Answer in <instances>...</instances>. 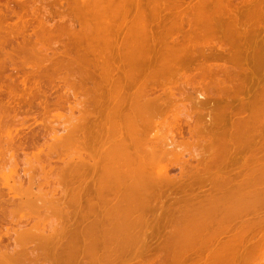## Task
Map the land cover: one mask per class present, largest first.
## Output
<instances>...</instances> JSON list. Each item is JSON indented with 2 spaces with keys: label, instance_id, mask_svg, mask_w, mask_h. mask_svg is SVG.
<instances>
[{
  "label": "rangeland",
  "instance_id": "374dc122",
  "mask_svg": "<svg viewBox=\"0 0 264 264\" xmlns=\"http://www.w3.org/2000/svg\"><path fill=\"white\" fill-rule=\"evenodd\" d=\"M130 1L131 5L139 3V6L140 4L141 6L144 4L146 8L148 6L145 15L155 17L154 20L153 17H147L144 36L148 41V46H145V49L148 50V55L150 54L148 58L151 61L150 69L145 66L146 68L141 70L140 77L144 80L142 78L139 80L141 79L144 86L139 85L140 81L138 80V86L142 87L145 92L151 93L146 94L145 99L146 97L150 98L148 97L150 95L153 102L150 103L151 109L148 104L149 107H144V109L150 110L146 109L147 114L145 113L147 115L145 118L149 121H147V125L144 124L146 120L144 119V122L142 119V126L138 131V133L141 131L139 139H145L143 136L150 132L149 135L152 138L146 137L149 140L165 141V144H169V146L166 145L165 148L161 147L160 150L155 151L154 149L150 150L148 139L145 143L146 147H149L147 150L145 149L147 158H154L152 161L157 165L155 166L152 161L149 164L154 167L159 166L149 172L153 174L156 172L155 174H159L160 177L150 189L152 195L149 201L154 210L144 214L150 225V232L146 231L140 242L144 243V247L132 259L131 264H167L166 255L173 250L168 245L170 236L176 231L181 232L182 228L189 224L195 225V228L197 227L198 231H201L199 237H197L199 232L196 229L194 231V237H196L192 245L194 258L190 264H208L210 263V250L206 245H210L212 178L214 176L237 175L240 170H243L244 173L248 172L250 165L255 164L258 160L261 161L264 156L262 155L264 153V0H219L223 3V7H221L222 3L219 2L220 6L217 0H213L212 3V0H152L149 3V0L143 1L144 3L141 0ZM95 2L96 0H0V129H4L0 130V154L4 153L0 156V194L4 196L2 195L0 198L6 201L5 198L11 196L10 200L13 203L19 200L17 206H20L21 203L20 207L15 206L16 209L19 210L21 207L23 209V211L15 213L12 202L9 201L7 204V201L4 202L2 199L1 204L6 207L0 209V218L6 221L2 222L5 225L0 227L3 230L2 233L0 231V239L2 238L3 245L7 242L8 244L12 243L11 247L7 246L13 247L11 250L3 249L7 251L4 253L6 252L8 256H10L9 254L12 256V253L13 255L19 253L20 248L30 246L28 250L31 249V254L27 252L28 256L25 250L20 251V256L23 253L26 255V257L24 254L20 257L24 256L20 261L18 260L20 264H24V259L27 257L25 264H41V262L44 264L46 262L44 259L48 264L49 260L39 252V249H35L39 250V256L36 255L37 252L32 254V249H34V245H31L32 241L21 244V246L13 245L12 239L8 240L7 235L3 234L6 232L4 230L9 229V226L10 229L13 228L10 238L14 237L13 240L16 238L14 228L18 229V226L16 224L13 226L14 218L22 220L21 224L16 221L18 225H22V228L17 231L20 235L24 232L22 230L24 225L29 230L28 226L31 227L35 220L37 221L36 225L31 228L38 227L39 222V227L45 228L41 229V232L46 231L50 234L56 229L60 232L59 229H62V225L63 227L66 225L63 224L67 220L63 221L66 214L61 206H59L60 212L57 211V206L54 204L52 207L50 199L57 201L59 198H56L62 195L59 202H63L65 195L62 194V191L65 190L64 188L67 189V194L68 191L71 194L70 174L76 170L69 171L67 166L73 163L72 161L78 163L81 158L88 160L91 155L90 145L95 142V137H100V135L104 137L105 132L109 134L108 130H104V126L107 127V125L103 124L104 113H107V110L103 109L107 108L108 86L105 85L103 74H101L102 67L108 71L111 69L109 72L112 74L116 70L113 74L115 77L116 74L123 72V69L125 70L124 60L116 59L115 56L119 53H116L118 47V50L121 51L122 43L120 46L118 45L120 40L123 42L122 37L126 33V37L128 36L127 26L122 28L121 23L123 22L122 25L128 23L129 27L131 22L128 20L132 21L131 18L135 12L132 10L125 16L126 18L122 17L117 21L120 27H116L122 29L113 27L117 31L120 30L119 33L116 31L114 33L115 39H118L116 41L113 39L114 37L112 38V34L108 35V38L110 36L108 43H110L106 46L109 48L105 49L106 53L100 47L97 33L94 32L97 30L94 18L98 12L97 8L95 9L97 12H94V8H92L95 6H92ZM216 2V6L219 7L215 6ZM259 4L261 7L256 6ZM212 5L218 13L213 8L211 10ZM220 7L224 9L222 10ZM92 13L94 14L92 15ZM214 16L215 19H213ZM114 25L116 22L112 26ZM114 42H118V44L115 45ZM108 45L112 47L110 48ZM172 53L178 55L179 59L169 56L173 59L172 62L170 59L168 60L171 65L168 67L169 70L166 71L167 68L162 66V70L165 69L162 71L163 74L157 72L160 66V56ZM155 54L156 56H154ZM153 58H155L154 62ZM152 65L158 74L154 73ZM21 81H24L23 84ZM11 84L13 88L10 87ZM138 86L130 89L133 90L132 92H136L137 89H140ZM26 87L27 89H25ZM130 89L127 90L128 94H132ZM9 90L17 95L13 98L10 97L12 94ZM153 93L161 98L169 96V99L162 98V102L164 101L165 104L160 101L162 105L156 108L161 98H157V101L156 97L153 98ZM28 94L30 95L28 96ZM169 94H172L171 97ZM7 100H10L11 103L9 104ZM153 103L156 107L153 106ZM9 105H12L13 108ZM7 107L9 110L6 111ZM24 107L25 109L29 108L27 112ZM15 110L17 111L14 113ZM3 113L5 115L10 113V115L7 117ZM34 117L35 119H33ZM23 118L24 120L27 118L29 121L26 119L25 124ZM100 119H102V124H100ZM151 119H153L155 127H159L158 129L154 127V131V128L150 127ZM11 120L13 126L9 124ZM159 121L160 124H158ZM96 123L100 128L96 126ZM189 124L192 126L191 132ZM4 125H8L7 128L10 130L8 131ZM101 126L103 134L99 133ZM149 127L152 132L148 131ZM180 131H182V136ZM12 134L15 136H11ZM88 136L89 138H87ZM6 137L8 140L12 137V141L4 139ZM13 137H17L15 144ZM97 137V143L93 144L94 147H98L97 144L101 140V137ZM3 140L13 142V149H11L12 144L9 145V143L7 144L10 148L5 147L6 143L2 142ZM20 140L23 142L25 140V142ZM145 140L140 143L143 145ZM84 142L87 144L89 142L88 147ZM31 143H34L32 146L35 148H31ZM24 144L26 148L22 146ZM105 146L104 144L100 148V152L104 151L109 144ZM87 150L90 152L89 155H87ZM9 162L11 163L9 164ZM3 165H8L7 169H4ZM55 173H59L56 174L58 178ZM24 184L25 188H22ZM29 185L33 189L32 191L27 188L30 187ZM14 187L22 188L23 192L15 193L17 188L13 190ZM28 189L30 192L27 194ZM53 189L54 191L57 189L56 192ZM61 189L62 191H59ZM11 191L13 192L11 193ZM24 192L25 195H23ZM49 192L54 193L56 198L52 197V194H47ZM28 195L31 196L30 199L25 198ZM68 197L71 198L67 195L66 200L64 199L65 203L68 202ZM21 199L22 202L30 203V207L27 206L28 204L24 206L25 202L22 203ZM30 200L32 201L30 202ZM6 204L8 206L11 204L14 211L13 214L9 213L10 216L6 211ZM11 208L9 207V212L12 213ZM25 215L28 217V222ZM32 216H34L33 219ZM8 217H10L11 225L8 223ZM29 217L32 220H29ZM158 220L160 223L156 224ZM2 224L0 221V225ZM26 229L24 228L25 231ZM20 230L22 231L20 232ZM36 232L40 231L36 228ZM203 233L204 237H202ZM15 246L18 248H14ZM11 251L14 252L11 253ZM29 256L40 259L36 261L33 258L30 259ZM259 258L260 256L256 257L260 262ZM187 261V257L179 259L181 264H188ZM10 263L19 264L15 263V260ZM0 264L2 263L0 262Z\"/></svg>",
  "mask_w": 264,
  "mask_h": 264
},
{
  "label": "bare ground",
  "instance_id": "6f19581e",
  "mask_svg": "<svg viewBox=\"0 0 264 264\" xmlns=\"http://www.w3.org/2000/svg\"><path fill=\"white\" fill-rule=\"evenodd\" d=\"M141 1H142V3H144L143 1H145V0H141ZM151 1L152 0H149L148 3ZM221 1H224V0H221ZM221 1L217 0L218 3ZM212 2H213V0L211 1V3ZM217 2L215 3V6H216ZM145 3H147V2H145ZM131 4H132V2L130 0H96L95 4H92V6L95 5L92 7V8H94V12L95 11L97 12V10H98L96 16L94 15L95 16L94 22L97 24V25L95 24L96 25L95 29H97V30L94 32L97 33L98 40H99L98 43H99L100 47H102V49L105 52H106L105 49H109V48H106L107 44L110 43V42L108 43V41H109L108 39L110 38V36L108 38V35L112 34V38H113L115 31L116 32L120 31V30L117 31L115 28L122 29L124 26H125V28L127 26L128 36L126 37L127 33L125 34V32H124L125 36L122 37L123 42H121V40H120V44H118V42H116L119 46L122 43V45H121L122 47L120 46L121 51L118 50L119 47L117 48L116 53H118V52L119 53L117 56H115L116 59L119 58L122 61L124 60L123 62H125V66L124 65L123 66L125 67V70L123 68H119V69H123L122 70L123 72L118 73V75L116 74V77H115L113 74L116 72V70L112 74V72H109V71H111V69L108 71L107 69L102 67V73L101 74H103V80L105 82V85L108 86V88H107L108 97L106 100L107 101L106 102L107 108L103 109L104 111L107 110V113H104L105 115L103 117V119H104L103 124L107 125V127L104 126L105 128H107V129L104 128V130H106V131L108 130L109 134H107V132L104 133L102 130L103 128L101 126V130L99 131V133H101V134L104 133L105 138L100 135L101 140H99L100 142H98V144H97L98 147H96V146L94 147L93 144L97 143L96 142L97 136L95 135L96 136L95 137L96 143L93 142L92 145H90L91 146L90 147L91 148V150H90L91 155H89L90 152L87 150V153H88L87 155L90 156V157L87 156V157H89V159L85 160L84 158H81V160H79L78 163H77V161H72L73 163L70 162L71 164H69L67 166L69 171H72L73 169L76 171L73 172L72 174H70L71 179L69 177V179L71 181V186H70L71 187V191H70L71 194L69 193V191L67 194L66 188H64L65 189L64 191H62V189L59 190V191L63 192V193L59 192L60 194L62 193L65 195V198H63V202L62 201L59 202L60 197L62 195L60 197L58 196L56 198V196L53 195L54 193H50V192L47 193V194H52V197L54 196L56 199L59 198L57 201L55 199L54 200L50 199V202H51L50 204L52 205V207L57 206V211L59 210V212L61 211V209H64V211L63 210L62 211L66 214V217L64 218L63 221H65V219L68 220V217H69V220L68 221L66 220V223H63V224H66V225H64V227L62 224H60V225H62V229L61 228L59 229L60 232L58 231V229H56L58 232L55 230L56 232L52 231L49 234L48 231H47L48 233H46V231L41 232L45 228H43V229L40 228L39 222L37 224L39 228L38 227H36V228L40 232H36V228L35 229L31 228L33 225L35 227V225H36L35 223L37 222L34 218V220H35L34 224L32 223L33 225H31V227L27 225L30 229L28 228L29 230H27L26 225H24L25 227L24 226L23 227L26 229V231L23 228L22 230L24 232H23V234L21 233V235H20V233L17 231L19 228H22V225H20L22 220L21 219L17 220V219L13 218V223H14L13 226H15V224L18 226V229L16 227L17 230L14 228V233L16 234L15 235L16 238L14 239L15 241L13 240L14 237L10 238V235L13 233V230H12L13 228L10 229V226H9L8 227L9 229L4 230L6 232L3 233V234L7 235L6 238H8V240L12 239L11 242H13V245L15 244L16 246H19V245L21 246V244L23 245L25 243L32 241L33 244H31V245H34V249H32V251L34 253L32 252V254H35L37 252L36 255L39 256L38 251L40 250L39 252H41L49 260L48 264H131L132 259L135 258L136 255L139 254L141 252V249L144 247V243H140V242H141L142 238L145 236L146 231L150 232L149 231L150 225L148 223V220L145 218L144 214H146L149 211L154 210L151 207V204L149 201V198L152 195V193L150 192V189L153 186V184L156 182L157 178L160 177V175L155 174L156 172L154 174L150 173L149 171L154 169V168H158L159 166L154 167L153 165L149 164L150 161L154 160V158L152 159L149 157L150 159H148L147 158V152H145V149L147 150L149 148V147H146L145 143L147 142V139L149 140V138H146V137H151L149 135L150 132L147 133V135H149V136H147V135L143 136V137H145L146 140L144 138H143V140H140L139 139V133L141 131L138 133L140 127L142 126V124H141L142 119L146 120L145 117H147L146 109L148 110V108L144 109V107H147L149 105L150 107L149 106L148 107L151 109L152 105H150V103L153 102V99H151L152 97L150 95H148V97H150V98L146 97V99H145V95L148 93L149 94H151V93L145 92L142 89V87L138 86L139 83H140L139 85H143L141 83V79L139 80V78H142V77H140V75H141L140 73H142L141 70H143V68L145 66L149 67L150 62H151L150 59H148L150 54L148 55L149 52H148V50L145 49V46H148V41L144 37L145 32H146V28H147V17L149 15H145L146 10H148L147 5H145V6H147V8H146V7H144V4L142 6H141V4L139 6V3L136 4L137 6L131 5ZM86 5H88V4H86ZM219 5H220V3H219ZM221 5L220 6L223 7V3ZM213 6L214 5H212L211 10H212ZM256 6L261 7L260 4L256 5ZM96 8H97V10H95ZM260 9H262V8H260ZM132 10H134L135 13L134 12H133L134 14L132 13L133 14L132 15L133 17L131 18L132 21L128 20V22H131L130 26L128 27V25H129L128 23H127V25L126 24L122 25V23H123L122 22L121 23L122 28L116 27V26H119V23H117V21L120 18L127 16L129 14V12ZM214 10L216 11V9H214ZM213 12L214 11H212V13ZM257 12H258V10H257ZM216 13H218V12L216 11ZM93 14L94 13H92V15ZM215 16L213 17V19H215ZM151 17H153V20L155 19V17L153 15L149 16V18H151ZM151 20H150V22H151ZM115 22H116V25L112 26L113 23H115ZM216 22H218V21H216ZM253 22H254V20H253ZM113 27H115V28H113ZM123 30L126 31L125 29H123ZM121 33H122V30H121ZM113 39H115V37ZM116 39H118V38H116ZM116 43H115V45H116ZM109 46L110 45H108V47ZM111 47L112 46H110V48ZM112 54H114V52H112ZM154 56H156V54ZM169 56H172L173 58L179 59L178 55L176 56L174 53H172L171 55L170 54L161 55L160 56L161 58H160L159 71L157 69V72H159L160 74H163L162 71L165 70V69L162 70V66H164L163 68H167L166 71L169 70L168 67H170L171 65H169L170 61L168 62V60L170 59L171 62L173 60ZM104 57H105V55H104ZM155 58H153V62H154ZM177 59H175V60H177ZM161 61H162V63H161ZM112 62H114V61H112ZM114 63L116 64V62H114ZM160 67H161V70H160ZM153 68H154L153 69L154 73H156L154 66H153ZM171 68H173V67H171ZM149 69H150V67H149ZM147 70H148V68H147ZM144 71H145V69H144ZM117 72H118V70H117ZM144 74L145 73L143 72V75ZM156 74H158V73H156ZM26 76H28V75H26ZM25 80H27V79H25ZM138 80L140 81L139 83H138ZM23 82H22V84H23ZM13 85H14V83H13ZM8 86H10V85H8ZM8 86L6 87L7 89H8ZM134 86H138V87H140V89L138 90L137 89L138 87H137L136 92H132L133 91L132 89ZM10 87L13 88L12 84ZM130 88H132V89H130ZM25 89H27V87ZM128 89L131 90L132 94H128V91H127ZM147 90H148V88H147ZM29 91H30V89H29ZM5 93H6V91H5ZM10 93H11V91H10ZM10 93L8 94V92H7L8 95H10ZM167 93H169V92H167ZM11 94L12 95H10V97L12 96V98H13V96L15 97L17 95V94L14 95L13 92ZM172 94H174V93L172 92ZM172 94H169L170 97ZM29 95L30 94H28V96ZM155 97H156V100H157V98L158 99L161 98L160 96H156V94H154L153 98L155 99ZM166 97H164V98L169 99V96L167 98ZM172 97H173V101H174V98H175L174 95ZM32 98H35V97H32ZM162 98L159 100V102L160 101L162 102ZM128 99H129V102H127ZM14 101H15V98H14ZM143 101H144V103H143ZM7 102H9V104L11 103L10 100L9 101L7 100ZM161 102L158 105L156 102L157 107L155 106L154 103H153L154 104L153 106L158 108V106H160V105H162V103H164V101L162 103ZM17 104H18V102H17ZM4 105H5V103H4ZM6 105H7V103H6ZM9 106L12 107V105H9ZM163 106H161V107H163ZM3 107H5V106H3ZM19 107H18V109L21 111V109ZM27 107H29V106H27ZM24 109H25V107H24ZM28 109L29 108L25 109V111L27 112ZM163 109H164V107H163ZM7 110H9L8 107H7L6 111ZM10 110H11V108H10ZM16 111L17 110H15L14 113ZM33 111H35V110H33ZM148 111H150V110H148ZM159 111H161V110L159 109ZM159 111H157V112H159ZM165 111H167V110H165ZM157 112H156V114H157ZM161 112L163 113V111H161ZM10 113L8 115H5L4 113L3 114L8 117L10 115ZM12 113H13V111H12ZM16 116H17V113H16ZM29 116H30V114H29ZM37 116H36V118H37ZM40 116H41V114H40ZM1 117H3V115ZM19 118H21V117H19ZM33 119H35V117ZM147 119H149V118H147ZM25 120L23 118V123L26 124V122H24ZM42 120H44V119H42ZM100 120H101L100 124H102V119H100ZM145 120H144V122H145ZM151 120H152L151 121L152 124L150 123L151 124L150 127L152 129L155 127V125H154L153 119H151ZM27 121H29V120L27 119ZM147 121H149V120H146V123H144V124L148 125ZM17 123H19V122L17 121ZM9 124H12V120H11V123L9 122ZM108 124H109V126H108ZM158 124H160V121ZM13 125L14 124H12V126ZM4 126H6V125H4ZM4 126H3V128H4ZM7 126L5 128H7ZM15 126H16V124H15ZM96 126H98V124ZM150 127H149L148 131H151ZM188 127L190 128L189 131L191 132L192 126L189 124ZM155 128L153 129V131L155 130ZM158 128H156V129H158ZM180 129L182 130V127H180ZM0 130L3 131L4 129H0ZM7 130L9 131L10 129L7 128ZM146 131H145V133H146ZM137 133H138V135H137ZM180 134L182 136V131H180ZM11 136H15V135L12 134ZM106 136H108L109 139ZM7 137L4 139L8 140ZM100 137H97V138H100ZM15 138L17 140V137H15ZM15 138L13 137L14 144L16 143ZM24 138H25V136H24ZM80 138H82V137H80ZM87 138H89V136ZM7 140H5V141H7ZM144 140H145V142L142 145L141 143ZM5 141L4 140L2 141L4 143H6L5 147L8 146L7 143H9V145H11L13 143V142L10 143L12 141V137H11V139L8 140L10 142H5ZM20 141H22V140H20ZM140 141H141V143H140ZM24 142H25V140H24ZM148 142H149L150 150L154 149L155 151L160 150L161 147L165 148L166 145L169 146L168 143L165 144V141L164 142L152 141V139H150ZM20 144H21V142H20ZM32 144H34V143H31V146H32ZM81 144H82V142H81ZM85 144H87V143H85ZM88 144H89V142H88ZM88 144H87V147H88ZM104 144L106 146H107V144H109L110 147L105 146L106 149H104V151L101 150L102 152H100V148L103 147ZM22 146L24 147L25 144ZM8 147L10 148V146H8ZM13 147L14 146L12 144L11 149H13ZM33 147L34 146H32L31 148H33ZM87 147L85 146V148H87ZM9 148H8V150H10ZM25 148H26V146H25ZM80 148H82V147H80ZM98 148H99V150H98ZM22 150H24V148H22ZM0 153H1V151H0ZM2 155L0 154V156H2ZM262 155H264V153H262ZM26 157H27V155H26ZM158 160H159V158H158ZM163 161H165V160H163ZM10 163L11 162H9V164ZM153 164H155V163L153 162ZM156 165L157 164H155V166ZM4 166L5 165H3L2 167L4 169H7L8 165L5 166L6 168ZM250 166L251 167L248 168L249 171L245 172V173L243 172V170H240V171H238L237 175L228 176V177L214 176L215 178L214 177L212 178L213 179V187L210 189V211H211L210 212V236H209L210 237V245H206V246H208V250H210V263H208V264H249V263H251V264H256V263L257 264H263L264 263V156H263V159H261V161L258 160L255 164H251ZM60 168H61V166H60ZM147 169H148V172L150 174L147 172ZM64 170H67V168L66 169L64 168ZM61 171L64 173V171L62 169H61ZM56 174L57 173H55V175ZM63 176H64V174H63ZM8 178H10V177H8ZM57 178H58V176H57ZM64 178H65V176H64ZM235 178H237V179H235ZM11 179H12V177H11ZM67 180H68V176H67ZM56 181H58V179H56ZM6 182H7V180H6ZM62 182H64V181H62ZM19 184H20V182H19ZM16 185H17V183H16ZM16 188L17 187H14L12 189L15 190ZM22 188H25V184H24V187H22ZM22 188L21 189L17 188L15 193L19 194V193H21L19 191L23 192ZM27 188H30L31 191L33 190L31 188V186L27 187ZM17 190H18V192H17ZM56 190L54 191V189H53L54 192H56ZM12 192L13 191H11V193ZM25 192H26V190H25ZM25 192L23 193V195L26 194ZM29 192L30 191L28 189L27 194ZM31 193H30V195H31ZM2 195L0 194L1 197H2ZM30 195H28V197H25V198L30 199L31 198ZM67 195H69L71 198L69 199V197H68L69 200L67 203H65ZM49 197H47V198H49ZM8 198H9V196H8ZM8 198H5V199H7L6 200L7 202L3 198H0L1 199L0 205H2L1 203L3 201L6 202L7 204L9 201L12 202L10 200V199H12L11 196L9 199ZM25 198H24V200H26ZM2 199H3V201H2ZM61 199H62V197H61ZM13 201H15V200L13 199ZM28 201L29 200L27 199V202ZM31 201L32 200H30V202ZM46 201L49 202V200H46ZM21 202H22V199H21ZM24 202H25L24 206L28 204V203H26V201H24ZM24 202H22V203H24ZM54 202L55 203L57 202V203L55 204ZM58 202L61 204H59ZM18 203H19V200H18V202L17 201H15L14 203L12 202V204H13L12 206H14V208H15V210H14L15 213H16V211H18V213H19V211H23V209H21L22 207L19 208V210L16 209V207L18 208L21 206V203H20V206L19 205L17 206ZM83 203L85 204V206ZM29 204L27 206H29ZM53 204H54V206H53ZM12 206H11V204L9 206L7 205L8 209L6 208V211H8V214L14 213V211L11 208ZM27 206H26V209L28 208ZM31 206H32V204H31ZM59 206H61V209ZM3 207L5 208L6 206L2 205L0 209L2 210ZM9 207L11 208L12 213L9 212L10 211ZM52 210H53V208H52ZM55 210H56V208H55ZM58 213H57V215H58ZM10 214H9V216H10ZM4 216H5V214H4ZM12 216L14 217V215H12ZM63 216H62V218H63ZM33 217L34 216H32V219H33ZM9 218L10 217H8V221H9ZM26 218H27L26 221L28 222V217L26 216ZM30 219L31 218L29 217V220ZM0 221L2 224V222L6 221V220L3 221V219L0 218ZM16 221L20 222L19 225L21 227L18 225V222H16ZM8 223L10 224V221ZM11 223H12V221H11ZM159 223H160V220L156 221V224H159ZM3 225H5V224L0 225V227H2ZM3 229H4V227H3ZM195 229L198 231V228L197 227L195 228V225L189 224V225H186L185 227H183L181 232L176 231L172 236H170V239L168 240V245L173 250H171V252L168 255H166L167 264H181V262H179V259L182 257H187V259H188L187 263L190 264V261H192V259L194 258L192 245H193L194 240L196 238V237H194L195 236L194 235ZM22 230H20V232ZM34 230H35V232H34ZM0 231L2 233L3 230L1 229ZM10 232H12V233H10ZM198 232H199V234L197 235V237L200 236L201 231H198ZM17 234H18V236H17ZM1 237H3V236L1 235ZM202 237H204V233L202 234ZM1 240H2V238L0 239V250H1L0 254H3L2 256L0 255V259H1L0 262L2 264H11L10 262L14 261V260H15V263H19L20 259H22L24 256L26 257L25 253L22 252L24 254V256L22 258H20L23 255L22 254L20 256V254H21L20 251H22V250H25L26 254H27V252H29L31 254V252H30L31 249L28 250V247L30 248V246H28V247L25 246V248L28 251L25 248L22 249L19 247L21 249L20 251L18 250V252L20 254L14 253L15 255H13L12 252H14V251H11L12 256L9 253L8 254L10 256H8V255H6L7 251L3 250V249L7 248L8 251L11 250L13 247L9 248L7 246H9L12 243L8 244V242H7V244L3 245ZM11 246L12 245H10V247ZM16 246L14 248L17 249L18 247H16ZM35 249H39V250H35ZM114 250H115V252H114ZM4 251H6V252L4 253ZM15 252H16V250H15ZM258 253H259V255H258ZM27 256H28V254H27ZM258 256H260V258H259V260L261 259L260 262L257 260L258 258L256 259V257H258ZM31 258H33V260H36V261L40 259L38 257H37L38 259H36L34 256L30 257V259ZM27 259H28V257H27ZM27 259H24L25 263L27 262L26 261ZM44 260L46 261V262L43 261L44 264H47V260L46 259H44ZM253 260H254V262H253ZM12 264H14V263H12ZM41 264H42V262H41ZM191 264H194V263H191Z\"/></svg>",
  "mask_w": 264,
  "mask_h": 264
}]
</instances>
